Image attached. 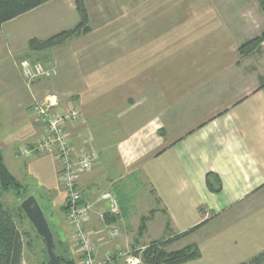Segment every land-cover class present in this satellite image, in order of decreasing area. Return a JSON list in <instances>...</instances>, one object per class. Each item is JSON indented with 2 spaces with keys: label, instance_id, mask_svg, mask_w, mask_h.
Masks as SVG:
<instances>
[{
  "label": "crops",
  "instance_id": "crops-1",
  "mask_svg": "<svg viewBox=\"0 0 264 264\" xmlns=\"http://www.w3.org/2000/svg\"><path fill=\"white\" fill-rule=\"evenodd\" d=\"M235 2L225 19L214 0H84L91 31L42 53L31 52L29 42L74 28V0H52L0 28L13 59L22 49L57 72L28 86L15 62L16 74L0 72V149L12 175L36 188L31 196L64 222L68 244L72 228L54 153H19L45 134L32 117L35 102L59 103L61 112L75 105L80 118L67 125L74 151L99 153V166L78 186L92 206L85 229L98 261L109 256L108 264H130L151 242L197 227L167 246L197 244L201 258L186 264H245L264 251V200H256L264 193V74L254 75L264 44L250 57L239 53L263 31L264 14L256 0ZM249 4L258 8L261 29L244 39L228 24L239 27L242 18L253 28L254 15H239V6ZM7 81L15 85L9 89ZM209 173L220 177V193L208 190ZM128 175H140L156 200L142 236L148 211L114 221L100 199L110 192L121 209L132 208L121 183ZM136 193L137 201L142 191Z\"/></svg>",
  "mask_w": 264,
  "mask_h": 264
},
{
  "label": "trees",
  "instance_id": "trees-1",
  "mask_svg": "<svg viewBox=\"0 0 264 264\" xmlns=\"http://www.w3.org/2000/svg\"><path fill=\"white\" fill-rule=\"evenodd\" d=\"M52 0H0V28L29 13ZM264 14V0H256ZM79 15V23L72 29L64 30L48 39H33L29 42V50L34 53L50 51L54 48L64 46L69 41L86 35L91 31L89 27V16L84 0H74ZM264 43V28L260 35L246 40L239 46L241 58H247L254 53L261 51ZM264 87V83L262 84ZM206 185L210 192L220 193L222 191V181L217 174L209 173L206 177ZM0 191L3 193L12 192L20 200L24 201L31 196L28 187L19 182L9 171L2 150L0 149ZM25 216L21 208L11 209L5 207L0 196V264H23L24 255V235L20 232L17 219ZM149 217H141L138 233L144 235L147 229ZM65 217H68L65 207ZM114 217V216H113ZM117 217H114V221ZM194 228L186 233L176 235L173 239L159 240L151 242L139 255L141 264H186L201 258V250L197 244L188 245L182 249L168 251L167 246L179 241L194 233ZM53 231V230H52ZM43 241V240H42ZM55 249V247H54ZM47 253V252H46ZM48 256V255H47ZM54 264H74L70 257H57ZM245 264H264V251L254 256Z\"/></svg>",
  "mask_w": 264,
  "mask_h": 264
},
{
  "label": "rangeland",
  "instance_id": "rangeland-1",
  "mask_svg": "<svg viewBox=\"0 0 264 264\" xmlns=\"http://www.w3.org/2000/svg\"><path fill=\"white\" fill-rule=\"evenodd\" d=\"M235 1L236 0H214V2L217 5L218 10L219 11H223L225 13V15H224V18L225 19L228 18L226 16V13L231 8H235L236 7L235 6V4H236ZM239 9H240L239 10V15L240 14L247 15V13H250V16L251 15H254V18H252L254 20L253 21L254 22L253 23L254 26H253V28H252V26H247L246 23H244V20L242 18H239L237 25L240 28L239 27H235L234 24H232L231 22H229L230 23V24H228L229 25V29L234 33L235 36H236V34L238 32L239 37L241 38V37L244 36V39H247L246 38L247 35L250 36L252 34H254V35L259 34L261 27H260V18L258 16V12H257L258 8L256 6L251 7V5L249 4L247 6H245V5L239 6ZM13 25L14 24L7 25V28H9L10 26H13ZM4 26H6V25H4ZM246 28H248V29H246ZM1 29H0V33H1ZM4 30H6V29H4ZM247 30H249V31H247ZM243 33H247V35H244ZM11 48H12V46H10L7 43V39L6 38L5 39L4 38H0V55H1V58L0 59L2 60L1 63H0V68H2V69H0V72H9V73L13 72L11 70V66H12V63H14V62L16 63V65L18 67V70L21 72V74H22L23 77H24V75H23L24 74V71H26V70L27 71L30 70V72H35V69L37 68L38 70L41 69L43 72L46 71V75L40 76L39 78L34 79L31 82H29V80L28 79H25V77H24L23 81L25 82V84L27 86L28 85H31L30 83H32V82L35 83L38 80H48V79L51 80V78H53V76H55L57 74L56 69H54L53 67H50L47 64L41 62L43 60L41 58H39V56L38 57H34L35 55H33V54L30 55V53H28V52L27 53H24L25 51L22 50V49L19 52H18V50L15 52L16 53V56H14L15 59H13L10 56V54H9V51H13V49H11ZM255 54H258V52L255 53ZM2 55H4L5 57H3ZM260 56L264 57V48H263V52L261 53ZM25 63H30L32 65H35V66L37 65V66L36 67L35 66L32 67V66L28 65L26 67V66H24ZM260 73L261 74H264V61L262 62V64H258L257 67L254 70V75L255 76L258 77ZM11 74L14 75L16 73L13 72ZM13 82L14 81H7L6 82L9 89H10V87H11V85H12ZM13 85H15V84L13 83ZM1 92H3V90L0 91V94H1ZM6 95H7V92H6ZM5 100L7 102L8 101L11 102V99H5ZM51 104H53L55 106V107L53 106L54 108H52V112L54 114H57V113L61 112V111L57 110V107H56V106H58L59 103H56V102L53 103L51 100H47V101H44V102H35V104L32 105V107H33L32 108V112H33L32 117L42 126V128H44V131H46V128L40 122V118L36 114V112L34 111V108L37 107V106L42 107V105H45L44 107H48ZM71 108L76 109L79 112V114H80V110H78L76 108V106L73 105V104H71V107L69 106L66 110L71 109ZM130 131L131 130H125L124 132L125 133H129ZM72 146H73V144H72ZM85 150H89V149H85ZM92 150H94V149H92ZM19 153L21 155V152H19ZM98 155H99V153H98ZM54 156H55V154H54ZM99 164H100V161H99V163L97 162L96 165H95L96 167L93 166V168L90 171L83 172V173L80 174V176L78 178V186H79V182L81 181V179L83 178V180H84L85 177L88 176V174L92 173L93 170H95L99 166ZM139 176L140 175H135V176L134 175H132V176L128 175V176L122 178L123 180H122L121 183H122V185H124L125 190L127 191V193L130 194L129 195L130 196V200H133V202L131 203L132 204V208L129 207L127 210L125 209V207L123 209H121L120 204L118 202V205H119V207L117 209V213L118 214L123 213L124 215H128V214L129 215H135L136 213H138V214L140 213V214H142L144 216V215H148L147 211L149 212V214H151V213H153V215L156 214L157 210H154L153 209V208H155L154 206L156 205L155 204V201L156 200L153 197V193L150 191L148 185L146 183H144V179L141 176L140 177ZM59 185H60V183H59ZM106 187L107 186L104 184V186H103L104 189L102 188L103 189L102 191H105ZM35 189L36 188H32V187L29 188L28 189L29 194H31L33 192H36ZM62 190H63V188H62ZM139 191H142V197L140 196V198L137 199V201H136V197L135 196H136V194H138L136 192H139ZM108 193H110V192H104V193H102L101 196H100V199L102 201H107L108 204H109V206H110L109 201L103 199V196L105 194H108ZM110 194H112V193H110ZM0 196H1V202L7 208H11V209L20 208V205L23 202L22 200H20L12 192L3 193V192L0 191ZM125 196H126V194L123 196V198ZM260 199H263L264 200V193L261 194L260 196H257L256 197V200H260ZM89 205L91 206V204H89ZM137 205H140L139 209H138ZM150 209H151V211H150ZM42 210H43L44 215H45V217H46V219H47V221H48V223L50 225L51 230H53L52 232L54 234V240H55V249L54 250H55L56 256L57 257H62V258H66V257L68 258V257H70V258H72V260H74L75 259V258H73L74 257V254L71 251V247L74 248V246H71L65 240L66 236H65V232L63 231V229H64V222H59L57 219L54 220L55 219V211L54 210H51L50 211L49 209H44V208H42ZM109 212H111L110 211V207H109ZM91 213H92V206H91V212H90L89 218L91 216ZM117 213H108V214H106L104 216L112 215V216L116 217ZM17 225H18V228H19L20 232L23 233V235H24V238H23L24 239L23 264H47L48 261H49V258H48L47 253H46L45 244L42 241V239L38 236V234L36 233L35 229L29 223V221L27 220V218L24 217V215L23 216L21 215L17 219ZM70 226H71V224H70ZM114 231H119V228L118 227H115L114 228ZM71 241L72 240H70V243L72 244ZM178 245L179 246H177V247H180L181 246V244H178ZM177 247L175 249H179ZM75 257L80 259V257H79L78 254H75ZM106 260L109 263V261H108L109 260V256H107L102 261H98V260L97 261L98 262H105ZM139 261H140V259H139ZM132 262H135V259L132 260ZM140 264H141V262H140Z\"/></svg>",
  "mask_w": 264,
  "mask_h": 264
},
{
  "label": "built area",
  "instance_id": "built-area-1",
  "mask_svg": "<svg viewBox=\"0 0 264 264\" xmlns=\"http://www.w3.org/2000/svg\"><path fill=\"white\" fill-rule=\"evenodd\" d=\"M28 65L35 66L30 63L24 64L26 67ZM23 75L25 79L31 82L40 76L46 75V71L43 72L41 69L38 70L36 68L35 72L26 70ZM44 106H37L34 111L46 128L45 134L35 144L21 148V155L25 158H31L33 155L55 154L59 164L58 179L64 191L65 207L67 208L68 219L72 227L71 242L76 249V254L80 257V259H74V264H108L107 260L98 262L95 259V243L85 229V225L89 220L91 206L83 202L78 188L80 174L90 171L98 162L99 155L92 149L78 154L74 151L72 140L67 131V125L78 121L80 118V114L76 109L71 108L54 114L52 112V108L55 107L53 104L48 107ZM103 199L109 201L110 213H117L118 200L110 193L105 194ZM117 215L119 214L117 213ZM108 261L109 263L112 262L110 257ZM130 264H140V261L139 259H135V262L131 260Z\"/></svg>",
  "mask_w": 264,
  "mask_h": 264
},
{
  "label": "water",
  "instance_id": "water-1",
  "mask_svg": "<svg viewBox=\"0 0 264 264\" xmlns=\"http://www.w3.org/2000/svg\"><path fill=\"white\" fill-rule=\"evenodd\" d=\"M20 208L45 244L46 252L49 258L47 264H54L57 258L54 250V234L37 199L34 196L28 197L21 203Z\"/></svg>",
  "mask_w": 264,
  "mask_h": 264
}]
</instances>
